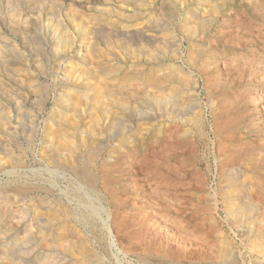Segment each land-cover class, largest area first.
<instances>
[{"label": "rangeland", "instance_id": "1", "mask_svg": "<svg viewBox=\"0 0 264 264\" xmlns=\"http://www.w3.org/2000/svg\"><path fill=\"white\" fill-rule=\"evenodd\" d=\"M0 264H264V0H0Z\"/></svg>", "mask_w": 264, "mask_h": 264}, {"label": "bare ground", "instance_id": "2", "mask_svg": "<svg viewBox=\"0 0 264 264\" xmlns=\"http://www.w3.org/2000/svg\"><path fill=\"white\" fill-rule=\"evenodd\" d=\"M158 15H159V14H158ZM155 16H156V15H155ZM157 17H158V16H157ZM157 17H156V18H157ZM156 18H154V19H156ZM158 18H159V17H158ZM160 18H161V17H160ZM158 20H159V19H158ZM159 22H160V20H159ZM162 22H163V21H162ZM150 23H151L152 26H153V23H152V22H150ZM150 23H148V24H150ZM154 24H155V23H154ZM160 25H162V23H161ZM185 25H186V24H185ZM154 26H155V25H154ZM182 27H183V26H182ZM185 27H186V26H185ZM97 29H98V28H97ZM182 29H184V28H182ZM187 31H189V30L187 29ZM187 31L185 30V32H187ZM185 35H186V34H185ZM64 37H65V36H64ZM65 38H66V37H65ZM98 68H100V67H98ZM101 68H102V67H101ZM101 68H100V69H101ZM111 68H112V67H111ZM164 68H165V67H164ZM63 69H64V68H63ZM100 69L97 70V72L100 71ZM103 69H104V67H103ZM166 69L169 70V68H166ZM105 70H106V69H105ZM105 70H104V71H105ZM168 70H167V71H168ZM169 71H170V70H169ZM110 72H111V71H110ZM113 72H114V71H113ZM161 73H162V72H161ZM164 73H165V72H164ZM168 73H169V72H168ZM170 73H172V71H170ZM68 74H69V73H68ZM98 74H99V72H98ZM100 74H101V76L103 77L102 74H104V75L107 74V71H106V72H103V73L100 72ZM112 74H113V73L111 72V75H112ZM153 74H154V73H153ZM153 74H152V75H153ZM156 74H158V73H156ZM173 74H176L175 71H173ZM109 75H110V74H109ZM109 75H108V76H109ZM114 75H115V74H114ZM159 75H160V74H159ZM161 75H163V74H161ZM164 75H165V74H164ZM176 75H177V74H176ZM176 75H175V76H176ZM16 76L20 78V75H19V76L16 75ZM68 76H69V75H68ZM153 76H154V75H153ZM168 76H169V75H168ZM177 76H178V75H177ZM64 77H67V76H64ZM149 77H150V76H149ZM151 77H152V76H151ZM155 77H156V75H155ZM104 78H105V77H104ZM110 78H112V77H110ZM136 78L138 79V77H136ZM147 78H148V77H147ZM152 78H154V77H152ZM14 79L16 80V78H14ZM156 79H157V78H156ZM65 80H66V79H65ZM67 80H68V78H67ZM121 80L124 81V79H121ZM144 80H145V79H144ZM160 80H161V79H160ZM160 80H158V81H160ZM125 81H126V80H125ZM149 81H150V80L148 79L147 82H149ZM151 81H153V80L151 79ZM158 81H157V82H153V83L155 84V86H156V83H158ZM18 82H21V81H18ZM142 82H144V81L142 80ZM21 83H22V82H21ZM124 83H125V82H124ZM139 83H140V82H139ZM161 83H162V82H161ZM140 84H141V83H140ZM140 84H138V86H139ZM142 84H143L144 87H145L146 84H145V83H142ZM142 84H141V85H142ZM154 84H153V85H154ZM119 85H120V84H119ZM147 85H148V84H147ZM150 85H151V84H150ZM150 85H149V86H150ZM107 86H108V85H107ZM149 86H148V87H149ZM151 87H152V86H151ZM157 87H158V86H157ZM105 88H107V90H106ZM109 88H110V86H109V87H104V89H101V88H100L101 90L98 89V90H100V91L97 92V93H96V91H95V95H94V94L92 95L93 98H92V97L90 98V99H93V100L95 101L94 103H95V105H96L97 107L99 106V107H98L99 111L97 110L99 113H100V111L103 113V112H105V111L107 110V109L105 110L106 107L104 106L103 102H106L107 100H110V101H111L110 98H112V97H109V96H108V95L111 94L110 92H109L110 94L106 95V96H108L109 99H106V101H104L105 98H103V96H104L105 94L108 93V89H109ZM124 88H125V87H124ZM152 88H153V87H152ZM162 88H163V87H162ZM115 89H117V88H115ZM115 89H114V90H115ZM122 89H123V88H122ZM145 89H146V88H145ZM145 89H144V90H145ZM147 89H148V88H147ZM79 90H80V89H79ZM98 90H97V91H98ZM109 90H111V89H109ZM112 90H113V89H112ZM114 90H113V91H114ZM118 90H119V89H118ZM144 90H143V91H144ZM160 90H161V92H162V89H160ZM160 90L158 89V90H156V91H152V92H155V93H156V92L158 91L157 93H160ZM165 90H166V89H165ZM165 90H164V91H165ZM173 90H174V89H173ZM119 91H120V90H119ZM146 91H147V90H146ZM146 91H145V92H146ZM148 91H149V90H148ZM167 91H168L169 95H170V92H173V91H171V90H170V92H169V90H167ZM175 91H176V90H175ZM111 92H112V91H111ZM132 92H133V91H132ZM82 93H83V92H82ZM116 93H117V92H116ZM164 93H165V92H164ZM112 94H113V92H112ZM112 94H111V95H112ZM130 94H131V93H130ZM146 94H147V93H145V95H146ZM153 94H154V93H151L150 95L147 94L146 96H148L149 98H152V97H153ZM160 94H161V93H160ZM175 94H176V93H175ZM143 95H144V94H143ZM145 95H144V96H145ZM155 95H156V94H155ZM158 95H159V94H158ZM158 95H157V96H158ZM84 96H86V97L88 98L87 95H84ZM84 96L81 95V97H83V98H84ZM113 96H114V94H113ZM132 96H133V95H132ZM157 96L154 97V99L157 101V102H155V103H158L159 105H161V103L164 102V99H165V100L167 99L166 96H165V98H163V99H162V95H159L158 97H157ZM160 96H161V97H160ZM86 97H85V98H86ZM130 97H131V96H130ZM148 97H146V100H147ZM163 97H164V96H163ZM101 99H102V100H101ZM144 99H145V98H144ZM154 99H153V100H154ZM85 100H86V99H85ZM87 100H89V98H88ZM113 100H114V99H113ZM122 100H123V101H122ZM122 100H121V102H124V99H122ZM150 100H151V99H150ZM155 100H154V101H155ZM102 101H103V102H102ZM110 101H109V102H110ZM154 101H153V103H154ZM76 102H77V101H76V99H75V104H76ZM88 102H90V101H88ZM118 102H119V101H118ZM118 102H117V103H118ZM90 103H92V102H90ZM117 103H116V104H117ZM92 104H93V103H92ZM109 104H110V103H109ZM128 104H129V103H128ZM158 104H157V105H158ZM105 105H106V103H105ZM107 105H108V104H107ZM119 105H120V104H119ZM119 105H118V106H119ZM125 105H126V104H125ZM129 105H130V104H129ZM127 106H128V105H127ZM127 106H124V107L126 108ZM94 107H95V106H94ZM108 107H109V106H108ZM108 107H107V108H108ZM119 107H123V106H119ZM106 112H107V111H106ZM106 114H107V113H106ZM104 115H105V113H104ZM71 127H72V126H71ZM63 128H64V127H63ZM69 128H70V127H69ZM58 129H59V128H58ZM88 130H90V128H88ZM91 130H94L93 133L96 132V131H95V128H94V129L92 128ZM59 131H60V130H59ZM59 131L57 130V132H59ZM63 131H64V130H63ZM66 131H67V130H66ZM60 133H61V132H60ZM88 133H89V131H88ZM91 133H92V131H91ZM93 133H92V134H93ZM65 134H66V133H65ZM65 134L63 133V134H60V136H59V135H58V136L60 137V139H63V138L65 139L64 136H67V135H65ZM92 134H91V136H92ZM52 135H53V134H52ZM68 135H69V134H68ZM89 135H90V134H89ZM53 136H55V135H53ZM69 136H70V135H69ZM59 137L56 136V137H54V138H56V140H57V138L59 139ZM50 139H51V138H50ZM60 139H59V141H61ZM64 139H63V140H64ZM51 140H52V139H51ZM70 140H71V139H70ZM70 140H69V141H70ZM66 141H67V139H66ZM66 141L64 140V142H66ZM87 141H88V140H87ZM87 141L85 140V142H87ZM49 142H50V141H49ZM67 142H68V141H67ZM67 142H66V143H63V142L61 141V143H60V142L51 143V147H52V149H53L57 154H58V153L60 154L61 152H62V154H63V151H65V150H66V151H69V153H70L71 149H73V150L76 149V148H75V145H74V147H73V146L71 147V145H73V143L70 145L69 142H68V143H67ZM71 142H72V140L70 141V143H71ZM85 144H87V143H85ZM49 145H50V144H49ZM88 145H89V143H88ZM48 147H49V146H48ZM51 147H50V148H51ZM63 149H64V150H63ZM54 151H53V152H54ZM66 154H67V153L65 152V154H63L62 156H64V155L67 156L68 154H67V155H66ZM231 195H232V194H231ZM231 195H230V194L228 195V196H229L228 199H229L230 202L233 201ZM247 205H248V204H247ZM247 207H248V206H247ZM247 207H246L245 204H244V205H241V206H238L237 209H236V211H234L235 216H237V217L242 216L243 213H245V211L248 210ZM249 211H250V210H249ZM249 211H248V212H249ZM246 212H247V211H246ZM248 212H247V213H248ZM238 213H239L240 215H239ZM247 213H246V214H247ZM250 213H251V212H250ZM50 219L52 220V219H55V218H52V217H51ZM256 229H257V230H256V233H257V234H256L255 237H257L258 241H257V243H256L255 246H254L255 249H257V248L259 247V245H260V242H259V241L261 240V239H260V238H261V230L258 229V228H256ZM56 235H57V234H56ZM61 236H62V235H61ZM62 237H63V236H62ZM55 239H56V238H54V239L52 238L51 240H55ZM63 239H64V238H63ZM45 240H47V239H45ZM47 241H48V240H47ZM49 241H50V239H49ZM66 242H67V241L64 242V241L61 240V239H58V240H55V241H54V243H55V244H58V246H60V248H63V251H65L64 249L67 250V248L70 246V244L68 245V243H66ZM51 243H52V241H51ZM58 248H59V247H58ZM68 251H69V250H68ZM224 251H225V250H224ZM226 251H227V250H226ZM221 253H222V254H221ZM221 253H220L221 256H224L225 259L227 258V257H226L227 255L230 256V255L228 254V251H227V254H226V252H221ZM223 259H224V258H223ZM227 259H228V258H227ZM4 260H5V262H8V263H9V259H8L6 256L4 257Z\"/></svg>", "mask_w": 264, "mask_h": 264}]
</instances>
